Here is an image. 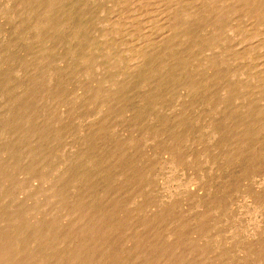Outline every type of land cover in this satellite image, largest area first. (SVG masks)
Masks as SVG:
<instances>
[{
    "label": "rangeland",
    "instance_id": "1",
    "mask_svg": "<svg viewBox=\"0 0 264 264\" xmlns=\"http://www.w3.org/2000/svg\"><path fill=\"white\" fill-rule=\"evenodd\" d=\"M258 12L264 0H43V214L26 216L43 219V264H264Z\"/></svg>",
    "mask_w": 264,
    "mask_h": 264
},
{
    "label": "bare ground",
    "instance_id": "2",
    "mask_svg": "<svg viewBox=\"0 0 264 264\" xmlns=\"http://www.w3.org/2000/svg\"><path fill=\"white\" fill-rule=\"evenodd\" d=\"M0 4L1 14L11 26L10 36L0 42V45L10 44L9 49H0V70L7 67L3 73L7 80L5 90L0 84L4 90L0 93V112L7 109L12 122L11 131L0 129V158L1 153H6L15 161H10L9 170L7 167L2 170L0 165V183L8 179L12 184L10 192L0 187V198L6 195L12 203L6 212L9 227L6 226V232H0V264H43V219L35 225L26 220L28 213L43 214V120L40 124L34 120L38 116L34 106L43 102V0H0ZM29 31H34L35 38L29 37ZM36 137L41 142L40 148L29 153L30 161L25 167L21 161L23 147ZM10 169L14 173L22 172L25 177L15 179ZM20 195L24 202L32 200L26 212L14 205Z\"/></svg>",
    "mask_w": 264,
    "mask_h": 264
}]
</instances>
